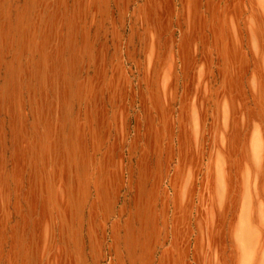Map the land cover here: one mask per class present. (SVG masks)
<instances>
[{
  "label": "rangeland",
  "instance_id": "obj_1",
  "mask_svg": "<svg viewBox=\"0 0 264 264\" xmlns=\"http://www.w3.org/2000/svg\"><path fill=\"white\" fill-rule=\"evenodd\" d=\"M165 249L264 264V0H0V264Z\"/></svg>",
  "mask_w": 264,
  "mask_h": 264
},
{
  "label": "crops",
  "instance_id": "obj_2",
  "mask_svg": "<svg viewBox=\"0 0 264 264\" xmlns=\"http://www.w3.org/2000/svg\"><path fill=\"white\" fill-rule=\"evenodd\" d=\"M163 111L164 110L161 111L162 117L164 115ZM176 174L177 173H175V175ZM189 213L190 212H188V211L182 212V213L179 212L177 214L176 218L174 219V222L170 226V230H169L170 247L175 248L176 254L178 257L183 256V254L186 252V248H187L186 242H184V244L182 246H179L178 241H179V238L181 236V228H182L181 223L184 222V220H186V219L188 220ZM212 232H213V228H212ZM203 233H204V237H205V243H206V245H208L207 246L208 248H211V246H213L214 242H219V239H216L214 241V238L211 236V225H209V222H208V225L206 226V230H204ZM153 234L154 233H152L151 235H153ZM143 243H144V245H146L145 248H147L148 247L147 241L143 242ZM194 257L196 258L195 250H194ZM161 258L168 261V264H186L185 261H182L180 263L179 262L175 263V262H177L176 259L174 261V259L170 258V249H165L163 251V254L161 255Z\"/></svg>",
  "mask_w": 264,
  "mask_h": 264
},
{
  "label": "bare ground",
  "instance_id": "obj_3",
  "mask_svg": "<svg viewBox=\"0 0 264 264\" xmlns=\"http://www.w3.org/2000/svg\"><path fill=\"white\" fill-rule=\"evenodd\" d=\"M218 158V157H217ZM220 172V171H219ZM239 228V227H238Z\"/></svg>",
  "mask_w": 264,
  "mask_h": 264
}]
</instances>
